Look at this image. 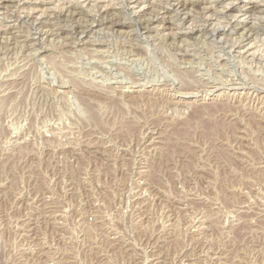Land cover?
Instances as JSON below:
<instances>
[{
    "label": "rangeland",
    "instance_id": "1",
    "mask_svg": "<svg viewBox=\"0 0 264 264\" xmlns=\"http://www.w3.org/2000/svg\"><path fill=\"white\" fill-rule=\"evenodd\" d=\"M260 9L0 5V264H264Z\"/></svg>",
    "mask_w": 264,
    "mask_h": 264
},
{
    "label": "bare ground",
    "instance_id": "2",
    "mask_svg": "<svg viewBox=\"0 0 264 264\" xmlns=\"http://www.w3.org/2000/svg\"><path fill=\"white\" fill-rule=\"evenodd\" d=\"M10 0H0V5L1 6H3L6 2H9ZM188 6V4L186 3V2H184V3H179V4H177L176 5V7L174 8L175 10H177V11H180V10H182V9H185L186 7ZM189 7V6H188ZM173 9V10H174ZM174 10V11H175ZM176 11V12H177ZM76 12H77V14H79V12L77 11V9L75 8V10L74 11H70V12H68V14L70 13L72 16L74 15V14H76ZM260 12H264V9H260ZM167 13H169V12H167ZM68 14H67V17H71V15L70 16H68ZM108 14L110 15V12L109 11H106L104 14H102V16H104L105 17V15L106 16H108ZM62 16H66V14H61ZM81 15V14H80ZM62 20V19H61ZM24 21V20H23ZM40 24H42V25H44L45 23L44 22H41ZM107 24H109L110 25V27L111 26H113V27H118V26H121V25H123V22H121V21H119V20H116V19H114V20H109L108 22H107ZM153 23L150 21V22H147V25L146 26H148V27H150L151 25H152ZM90 27V26H89ZM251 30H249V31H251L252 32V28H250ZM81 30V28H79V27H77V29H76V31H80ZM82 30H84L85 31V29H82ZM200 30V29H199ZM203 30H201V32H202ZM205 31V30H204ZM254 31V30H253ZM251 32H249V34L251 33ZM84 33V32H83ZM183 83V82H182ZM193 87V86H192ZM191 91V90H190ZM91 100V99H90ZM89 105V104H88ZM89 107H90V105H89ZM90 108H92V107H90Z\"/></svg>",
    "mask_w": 264,
    "mask_h": 264
}]
</instances>
